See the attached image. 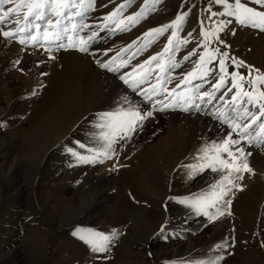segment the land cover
<instances>
[{"label":"rangeland","instance_id":"rangeland-1","mask_svg":"<svg viewBox=\"0 0 264 264\" xmlns=\"http://www.w3.org/2000/svg\"><path fill=\"white\" fill-rule=\"evenodd\" d=\"M228 2L232 4L234 0ZM125 3L126 0H94V6L88 11L80 9L84 12L82 17L74 16L75 23L76 19L80 23L102 20L101 23L109 21L114 26L121 20L128 23L125 19L127 16L141 13L139 22L129 24L127 30L115 29L104 43L107 44L104 47L107 46L108 51L105 49L101 58L94 55L99 53L98 43H95L98 40L89 42L87 52L77 51L76 47L66 50L89 57L88 63L75 58L59 59L58 56L55 57V53L64 51L43 49L38 43L17 44L13 48L10 44L13 38H5L2 34L0 36V86L11 94V101L8 103L0 94V118L3 116L1 111L5 112V118L0 119V264H81L83 253L88 255L87 264H212L213 261L215 264H264V155L245 153L254 174L243 172L244 178L235 181L240 187H233L225 197L231 200L228 209L231 215L225 214L210 221L208 216L198 213L195 207L181 201L209 193L212 185L225 173L213 171L209 167L200 170L187 166L206 163L201 158L202 149L214 142V136L226 135L218 133L211 136L212 133L215 134V130L205 134V129L202 128L192 130V121L189 119L192 110L188 109L183 111L182 119L185 134L179 139L169 134L168 140H164L170 123L169 112L164 108H149L148 103L134 93L145 79L146 83L148 79L151 80L157 70L166 72L165 65L168 61L194 51L188 60L183 59L179 65L181 69L177 75L183 78L184 73L191 71L196 57L199 62L201 56L207 61L209 53L216 50L214 46L210 47V40L223 47L222 50H226L236 60L225 59L227 72L233 68L234 72L248 73L251 79H255L264 72V34L261 33L264 28L248 29V24H241L235 16L227 15L225 6L215 3V0H131L115 17L106 19L119 5ZM259 5L262 6L256 3L252 8L256 10L261 7ZM9 6L12 5L4 7L6 9ZM84 7H88V0H84ZM186 11L188 16L180 26L174 44L176 40L183 39H187L189 43L179 44L172 54L169 51L158 57L157 61L145 63L150 57L163 52L174 29L170 28L162 35L145 37L144 34L150 29L171 24L177 15ZM228 17H232L235 24L246 26V30L232 31ZM65 26L70 25L67 21L61 22L56 31ZM106 28L102 27L97 35L106 31ZM204 32L212 34L208 37L206 46ZM83 36L85 39L84 34H78L76 38ZM63 38H66V33ZM93 43L97 48L96 52L89 50ZM129 45L132 47L128 48ZM124 49L127 51H123ZM221 54L215 52L217 59L211 63L200 62L201 69L197 76L200 71L207 69V76L210 77L216 69L215 62L220 68ZM97 61H111L110 67L117 65V70L102 68ZM240 61L243 66H238ZM157 63L165 70L158 68ZM140 65L143 67H139ZM98 68L102 71L109 70L113 74V80L98 75ZM18 74L25 76L24 78L30 77L29 87L26 88L25 82L19 81ZM121 76L128 83H135V88L132 85L127 89ZM77 78L82 82L79 80L76 83ZM156 81L152 82L151 88L148 87L151 83H147V89H153ZM71 83L73 90L69 87ZM229 83L232 85L230 80ZM243 85V90H249V86ZM254 87L258 90L264 88V85L257 83ZM79 89L82 93L79 115L64 121L60 128L62 137L53 144L50 152L23 155L19 140L30 141L29 135L33 128L27 124V120L36 122L40 110L35 108L27 111V106L20 110L19 103H39L47 92L48 97L55 94L57 100H52L53 104L61 101L66 91L78 93ZM165 89L170 90L168 86H162L156 96L166 94ZM33 91L37 94L32 95ZM132 93L137 99H128ZM255 95H258L257 91H254ZM121 108H132L142 115L150 111L152 115L138 121L136 130L125 135L118 128L108 127L110 121L104 118L105 113L117 112ZM201 119L204 121L206 118ZM217 121L224 125L221 120ZM102 124L106 126L101 128ZM17 129H26V132L15 134ZM102 133L108 139H104ZM261 138H264V134ZM165 141L171 147L174 146L172 150L164 151L169 153L168 156L161 151L164 148L162 142L165 144ZM109 143L111 148L108 147ZM68 149L88 158L96 157V162H81ZM14 157L17 160L14 164L17 172L6 174ZM143 164L153 165L155 169L149 173L153 195L137 199L130 197L135 205L131 212L112 208L119 185H130L133 182L131 187L141 189L142 183L133 176H138L137 173L140 172L135 169ZM5 174L8 175L7 178H3ZM217 206L224 211L222 203ZM208 211L216 214L215 208H209ZM177 213L181 217L188 213L193 215L190 222H180ZM18 215L26 219L25 224L18 222L10 225L5 222L10 219V222L18 220ZM196 221L202 223L201 226L198 224L194 227L192 224ZM12 226H16L18 230H13ZM89 231L110 237L107 242L108 251L98 254L91 250V245L85 240L77 239L79 235ZM153 235L156 237L152 238ZM219 257L223 259H218Z\"/></svg>","mask_w":264,"mask_h":264},{"label":"snow or ice","instance_id":"snow-or-ice-1","mask_svg":"<svg viewBox=\"0 0 264 264\" xmlns=\"http://www.w3.org/2000/svg\"><path fill=\"white\" fill-rule=\"evenodd\" d=\"M259 4H264V0H256ZM128 3H131V0H126L125 4L119 5V8L116 11L109 14V17L106 19L115 17L120 9L127 6ZM215 3L222 4L225 6V13L229 16H235L241 24H252L255 27L264 28V11H257L253 8L247 7L246 4L242 3L241 0H234V3L229 4L228 0H215ZM5 5H12L5 9ZM94 6V0H88V7H84V0H0V24L11 23L13 25V30H7L0 28V34H2L5 38H14L17 32H25L29 33L26 39H31L33 43H38L40 39L44 41H49L50 39L60 40L64 37V34L69 31V27L65 26L60 28L57 31H50V28H55L61 25L62 20L67 21L68 25L72 31H76L78 28H88L87 24H79L72 23L73 17H82L84 12L80 9L84 8V11H88V9ZM215 15V13L213 14ZM55 17V20L49 19L48 17ZM141 13H135V15L127 16L125 19L128 23H125V20H121L117 23L116 27L120 30H127L129 24H135L139 22V17ZM188 16V12H184L183 14L177 15L176 18L171 22V24L163 25L159 28L150 29L149 32L145 33V37L151 36L152 34L162 35L168 29H174L172 31L171 36L168 37V45L165 46L163 52L157 53L155 56L149 58V61L145 63H150L151 61H157L158 57H162L164 53L175 50L179 44H188L189 41L187 39L176 40L174 44V38L178 37V30L180 26L185 21ZM38 21H44V24L37 23ZM21 22H23V27H20ZM123 25V28H121ZM40 32L42 30L43 36L40 37L33 32ZM191 35V33H189ZM205 36V46L207 45V39L212 34L209 32H204ZM97 36V33L93 32L90 36H88L87 40L83 37L79 38V45L76 43H72V38L69 36V45L71 47L79 46V50L82 52H87V44L94 40ZM26 39H20V43H26ZM151 43V41H149ZM223 43V41H221ZM59 47H65L64 44H60ZM132 45H129L128 48H131ZM123 51H127L124 49ZM219 50H215L209 53L208 60L205 61L204 56L200 57V62L204 64L211 63L212 60L217 59L215 52ZM194 53L189 52L188 55L184 56V60H188ZM120 53H117L119 56ZM54 58V57H53ZM228 58L227 53H222L219 58V66L221 72L224 75H221L219 79L210 85L212 91H205L200 95L201 100H205L207 103H211L213 99L224 100L225 94L222 93L219 97L215 95L216 92L220 91V89L224 88L225 84L229 82L227 77L229 74L225 68V59ZM115 60V57L113 58ZM198 62L196 66L192 69V71L188 72L182 79L186 83H191L192 79H196L198 70L201 69V63ZM100 67L107 68L109 70H115L110 67L111 61L107 63H101ZM123 66V65H121ZM173 67H179V63H174ZM238 66H243V62H238ZM139 67H143L140 65ZM157 67L162 68L160 63H157ZM135 71V69H134ZM209 70L205 69L200 71V76L206 77L208 75ZM231 81L232 87L227 89V93H232L233 89H236L235 94L231 96V111L229 114H226L222 109H218V119H221L224 123L228 124L231 128V132L226 135V137L222 140L221 143L217 144L212 142L210 145H206L204 149H202L203 156L201 157L206 161V163L201 165H188V168L203 170L205 167L212 168L213 171H222L225 174L220 177L216 184L212 185V190L200 197H196L192 200L185 199L181 201L185 204H190L195 207L198 213H203V215L208 216L210 221H214L219 218V216H223L225 214L231 215V212L228 210L231 205V200L225 199L231 191L233 187H240L236 180H242L243 172H247L249 174H254L252 168L249 167L247 163V156L244 152V148L241 145L242 141H246L248 144H257L259 146H264V138L262 134H264V103H261V100H264V88L255 89V85L257 83L264 85V75H258L255 79L247 80L249 85V90L243 91V81H245V77L240 76V83L236 82V78L238 73H232ZM122 80H125L124 76L120 77ZM191 78V79H189ZM142 82V81H141ZM125 83H128L125 80ZM133 87H135V83H133ZM199 89L200 85L195 86ZM165 91H167L165 89ZM175 89H173V92ZM254 91L258 92V95L254 96ZM37 93L33 91L32 95H36ZM155 89L153 88V95H155ZM151 99V97H148ZM183 99V97H181ZM228 103V102H226ZM170 105L165 104L164 107L167 108ZM196 107H199L196 105ZM253 109L256 111L254 112ZM163 110V109H161ZM187 110V109H185ZM234 114V115H233ZM152 115V112H147L146 114H141L140 111L128 108H121L117 112H109L104 114V118H107L110 123L107 125L108 127L118 128L120 131H123L125 135L129 132H133L136 130L138 126V121H143ZM258 125L259 131H255V127ZM106 125H100L101 128ZM253 132L255 134L253 135ZM232 133H236V138H233ZM117 135L119 132L116 133ZM104 139H108L106 135L102 133ZM81 147H84L81 145ZM108 147L111 148V143L108 144ZM70 153L78 156V159L84 163H94L96 162V157L88 158L78 153L74 152L73 149H68ZM222 154H226L223 156ZM107 155V153H105ZM247 155H251V153H247ZM242 190V189H241ZM222 203L224 205V211L217 206ZM209 208H215L216 214L209 213ZM78 233H74L77 235ZM115 235V233H113ZM82 240H85L86 243L90 244L93 251L97 252H105L108 251L107 242L110 240V237L103 235L102 233L95 232H87L83 235H80ZM225 245H217V247H224ZM218 259H223V257H219ZM215 264V261L212 262Z\"/></svg>","mask_w":264,"mask_h":264},{"label":"bare ground","instance_id":"bare-ground-1","mask_svg":"<svg viewBox=\"0 0 264 264\" xmlns=\"http://www.w3.org/2000/svg\"><path fill=\"white\" fill-rule=\"evenodd\" d=\"M253 2H255V3H253ZM242 3L246 4L247 7L252 8V7L255 6V4L257 2H256V0H252V1L251 0L250 1L249 0L248 1L242 0ZM259 6H261V5H259ZM256 10L257 11H264V4H262V6L259 7L258 9H256ZM49 19L55 20V17L49 16ZM101 21H99V22H94V21L82 22L83 24L89 25V27L88 28H83L82 30L78 28L76 31H72L70 26H69V32L66 33V38H62L60 40L50 39L49 41H44L43 39H40L38 44H40L43 49L51 48V49H58V50L64 51V52H60V53H55L56 54L55 57L58 56L57 58H59V59L67 60L69 58H75V59H79V60H82V61H85V62L88 63L89 62V57L86 56V58H85L83 55L70 52V50H68L69 52L66 51L67 49L72 48L71 46H68L69 43H70L69 40H68V37L70 36L72 38V41H71L72 43H76L77 45H79V39L76 38L78 36V34L86 35L85 40H87L88 36H90L93 32L98 33L102 29V27H107L106 31L102 32V34H100L99 36L97 35L95 37V39H94L96 41L98 40V42H95V43L96 44L98 43L97 44L98 45L97 48H99V53L98 54H94V55H97V56L100 57V55L103 54L107 50V48H106L107 46L104 47L107 44L104 45V43L107 42L109 37L114 33L115 29L117 28L116 25H114V26L111 25V23L109 21H106V22H103V23H101ZM227 21H228L229 26L232 29V31L236 30L238 32H244L246 30V26L243 27V26L239 25L238 23L235 24L236 21L234 22L232 17L231 18L228 17ZM62 22H63V20H62ZM37 23H41L43 25L44 21H38ZM72 23H75V17H73ZM76 24L79 25L81 23L78 22L77 19H76ZM23 26H24L23 22H21L20 27H23ZM0 28L4 29L5 31L13 30V25L11 23L0 24ZM60 28H58V30H60ZM254 28H259V27L250 26V24H248V29H254ZM259 29H261V28H259ZM49 30L50 31H56V27L55 28H50ZM33 32L36 35L40 36V37L43 36L42 30L40 32H35V30H34ZM261 33L264 34V32H261ZM28 35H29V33L27 31L18 32L17 35L13 38V41L10 43L12 46L11 45L10 46L14 48L17 44H21L20 43V39H26L28 37ZM0 36H1V34H0ZM83 38H84V36H83ZM95 43H93V45H91V47H89V50H91V51L97 50V48L95 46ZM32 44H36V43H33L31 41V39H26V43H24V45H32ZM60 44H64L65 47H63V48L59 47ZM210 45H211L210 47L214 46V48H216V50H219V51H216L217 53H220V52L221 53H227L226 50H224V51L222 50L223 47L218 46L217 44L211 42V40H210ZM86 46L88 48L89 43ZM182 48L183 47L180 48L181 51L183 50ZM76 50L80 51L79 50V46H76ZM95 52H93V53H95ZM170 52L172 54L173 50L170 51ZM177 52H178V50H177ZM198 53H199V51H198ZM198 53H197V55H198ZM227 55H228V58H227L228 60L236 61L229 53H227ZM182 60H183V57L177 56V57L171 59L168 62L166 61L167 62V64L165 65L166 66V72H160V71L157 70V72L153 73V75L151 76V80L148 79V81H147V83H151V84L150 85L147 84L146 81H145L146 79H145L144 82L140 85V88L139 89L137 88V90L134 93L135 94H139V98H142L143 102H147L148 103L147 106H149V108H150V106L151 107L153 106V108H156V109L164 108L166 111L169 112L168 115H169L170 123L168 125L167 136L164 138V140H168L169 134H172L176 139H179V137H181V135L183 133L185 134V131H183L185 128L183 129V125L184 124H183V120H182L183 119V111L185 109L192 110V112L190 113V118H189L192 121L191 122L192 123V130H195L197 128H202L203 130L205 129V131H204L205 134H208V131L212 132V131L215 130L216 131L215 134H213V133L211 134V132H209V134H211V136H214V135H216L218 133H222L223 135H227L228 133L231 132L230 129H229L230 126L228 124L224 123L221 119H219V120H221L224 125L220 124L219 121H217L218 120V118H217L218 111L217 110L218 109H222L226 114L230 113V111H231V105H230L231 96L233 94H235L236 89L234 88L232 93H227V89L229 87H232V85L228 82V83L225 84L224 88L220 89V91L215 93V95L217 97H219L222 93H224L225 94L224 100L213 99L211 103H207L206 102L207 98L205 100H201L200 99V95L203 92H205V91H212L210 85L213 84L214 82H216L219 79V77L221 75H224V74L220 71V68L218 67V63L215 62L216 69L213 71V73H212V75L210 77H208V76L202 77V76L199 75V76H197L198 78L192 79L191 83H186V82H184V80L181 77H178V75H177V73L179 72L181 67L180 66L179 67H173L172 66L174 63H179V65H180ZM194 61H196V62L191 67V71L196 66V64L199 62L197 57H196V60H194ZM112 68L115 69L114 71H116L117 70V65L115 67H112ZM168 69H170L169 73L167 72ZM2 70H3V68H2ZM110 71L109 70L108 71H102V70H99V68L97 69L98 75H101L105 79L113 80V77H112L113 74L110 73ZM159 73H162V75L159 76L160 75ZM187 73H184V76ZM227 73L230 76V77L228 76L230 81H231V75L230 74L238 73V76L236 78V82L237 83H240V76L245 77L246 79H245V81H243V84H246L247 86H249L248 83H247V80L251 79V77L249 76L250 74L243 73V72H240V71L234 72L233 68H232V70L228 71ZM4 74H6V73H4ZM157 74H158V76H156ZM260 74L264 75V72H261ZM24 77L25 76H21V75L18 74L19 81L22 82V83L25 82L24 84H25V87L27 88V87L30 86V84H29L30 83V81H29L30 77H26V78H24ZM160 78H162V79H160ZM155 79L157 80L154 83V86H155L154 88H155L156 94L159 93V90L161 89L162 86H165V88H167V86H168L170 90L167 91L166 94L161 95V96H156V94L153 95V89L148 90L147 86L149 85L148 87L151 88L150 86L152 85V82L155 81ZM189 79H191V78H189ZM79 80L82 82V80L80 78H77L76 83H78ZM114 83H116V82L114 81ZM231 83H232V81H231ZM126 84H127L126 85L127 89L130 88L133 85V83L132 82L130 83V81H129V83H126ZM196 85H200L199 89H197L195 87ZM69 87H70V89L73 88L72 83H71V85ZM137 87H139V86H137ZM134 88L135 87H133V89ZM127 89H125L126 93H127ZM173 89H175L174 92H173ZM72 90L66 91L65 94L61 97V101L58 100L57 103H53V104H52V100H55V101L57 100L55 98V94L53 92H52L53 93L52 97H48L47 96L48 93L46 92L41 97V101L39 103H31V102H28V103L21 102V103H19L18 102L19 103V107L18 108L20 110H22L23 106H27L28 107L27 111H29V109H35V108H36V110H40L39 111V116H38L39 118H38V120L36 122H33L30 119L27 120V124L30 127L33 128L31 130L32 133H31V131L29 132V133H31L29 135L31 137L30 141H25L24 139H20L19 140V142L22 144V146H20V148H22V150L24 151L23 155L27 154L29 156H32V155H39V154H42V153L46 154V153L50 152V148H52V146H54L53 144H56V142L62 137L61 135L63 133H61L62 131H61L60 128L63 126L64 121H66V119H70V118L75 117L79 113V111L81 110V108H80L81 97H82V93H80L81 90L79 89L78 93L73 92ZM243 91H245V90H243ZM0 94H2L4 96V98L6 99L5 101H7V103L9 101H11V94H10L9 90H7V89L3 90L1 88V86H0ZM135 94L132 93V95H130L128 97V99H130V98L131 99H137V98H135ZM141 94H142V96H141ZM148 97H151V99H149ZM181 97H183V99ZM226 102H228V103H226ZM260 102L264 103V100H261ZM165 104L170 105V106L165 108L164 107ZM196 105H198L199 107H196ZM3 111H1L2 112L1 116L3 115L2 117H4V114H5V112H3ZM253 111L255 112L256 110L253 109ZM6 114H7V112H6ZM37 114L38 113H36V115ZM202 117H205L206 119H204V121H201ZM31 119H32V117H31ZM200 122H202L201 125H200ZM254 127H255V131H259L258 125L254 126ZM25 130L17 129L15 134L24 133V132H26ZM234 134L235 135H233V138H236V133H234ZM254 134H255V132H253V135ZM225 137L226 136H223V137H221V136L215 137L214 136L213 138H216L214 140V142L217 143V144L221 143L222 140ZM241 143H242L241 145H243V148L245 149L244 150L245 153H252V155H253V153H255L257 155H264V146H259V145L255 144V143L248 144L246 141H242ZM162 145H164L163 147L165 149L162 147ZM162 145H161V147L163 149H161V151L163 153H164V151L172 150V148H174V146L171 147L172 145H169V143L166 142V141H165V144L162 142ZM168 145L170 146V149H169ZM16 148H15V150H16ZM162 152H161V154H162ZM164 154L165 155L167 154L166 156L169 155V153H164ZM136 155H138V154H136ZM16 162H17V160L14 157V160L8 166L6 174H10V173L13 174V173L17 172V170L15 168V165H14ZM142 162H144V161H142ZM99 167H101V166H99ZM149 167H151V168H149ZM95 168H96V166L94 167V169ZM141 170H142V172H141ZM154 170L155 169H154L153 165L148 166L147 164H145V165L143 164L141 166H138V168L135 169V171L136 172L138 171L140 173H137L138 176H133V175L132 176L138 178L139 179V183H142L141 189H137L135 187H131L130 185L133 182H131V183L129 182L130 185H127V184H124L123 186L119 185V187L117 188L116 193H115V201H114L115 203L113 204L112 208L118 209V210H120L122 212L123 211L131 212V211L134 210L135 205L133 204L132 200H130V197H133V198L135 197L137 199L139 197H144L145 198V196H149L150 197V195H153L154 192H153L152 187L150 186V182H149V173L153 172ZM6 174L3 176V178H7L8 175H6ZM9 176H11V175H9ZM130 176H131V174H130ZM128 178H130V177H128ZM133 190H136L137 192H135ZM144 198H142V199H144ZM146 199H148V197ZM139 200H141V199H139ZM192 215L193 214H189L188 213L187 216L181 217L182 215L181 216L179 215L180 217L179 218L177 217V218L181 219L180 222L186 221V220L190 222V220L192 218ZM24 220H26L24 217L21 218L19 216L18 220H15V221L13 220L14 222H10L11 219H10V221H5V222L7 224L9 223L10 225L11 224L12 225L13 224L16 225L18 222H20L21 224L22 223L25 224ZM188 224H190V223H188ZM188 224H186V225H188ZM198 224L201 226L202 223L196 221L195 224H192V225L195 227ZM192 225H191V227H192ZM6 227H7V225H6ZM13 228H14L13 230H18V229H16V226L13 227ZM186 228H188V226ZM10 233H12L11 230H10ZM4 234H6V233H4ZM150 235H152V233ZM7 236H8V234H7ZM154 236L155 235H153L152 238ZM14 237H17V235L14 236ZM77 239L81 240L80 237L77 238ZM75 242L76 241H74V243ZM91 250H90V252H91ZM96 253L100 254V252H96ZM87 257H88V255H86V253H83L81 255V258H80L81 259V264H87V260H86Z\"/></svg>","mask_w":264,"mask_h":264}]
</instances>
